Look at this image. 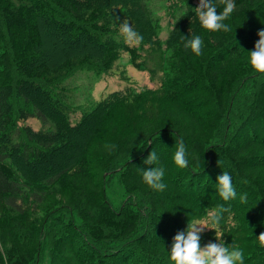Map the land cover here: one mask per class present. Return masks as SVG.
<instances>
[{
	"label": "trees",
	"instance_id": "trees-1",
	"mask_svg": "<svg viewBox=\"0 0 264 264\" xmlns=\"http://www.w3.org/2000/svg\"><path fill=\"white\" fill-rule=\"evenodd\" d=\"M213 2L220 14L224 6ZM181 3L184 11L169 38L167 78L160 87L114 91L72 123L56 82L84 63H103L110 70L121 51L135 67L149 68V53L162 51L151 8L146 0H0V114L10 125L13 113L37 114L53 125L22 127L19 145L12 144L10 132H0V239L13 240L5 262L0 251V264H43L46 256L51 264H132L142 247L149 256L167 257L188 220L220 206L229 211L216 233H201V247L218 232L248 238L264 228V73L246 62L243 76L236 77L244 66L238 62L249 52L243 41L259 40L264 0H235L224 21L227 32L201 27L195 15L199 0ZM123 21L143 37L139 46L130 47L120 36ZM194 35L203 40L200 56L183 46L181 37ZM161 64L157 61V68ZM255 115L261 121L247 129ZM158 118L171 124L152 126ZM183 123L197 139L191 147L183 141L188 166L180 168L173 156L185 138ZM151 151L159 158L153 166L164 168L163 191L142 180ZM225 171L237 193L227 202L215 185ZM113 175L126 194L119 208L106 195ZM45 201L52 206L44 207ZM241 211L249 212L246 219L239 220ZM129 217L132 223L125 228ZM51 235L56 245L44 247ZM111 246L116 247L107 251Z\"/></svg>",
	"mask_w": 264,
	"mask_h": 264
},
{
	"label": "rangeland",
	"instance_id": "rangeland-1",
	"mask_svg": "<svg viewBox=\"0 0 264 264\" xmlns=\"http://www.w3.org/2000/svg\"><path fill=\"white\" fill-rule=\"evenodd\" d=\"M148 6L151 8L154 22L157 27V34L158 38L162 44V51L161 52H154L151 56L148 50L142 51L143 56L147 57V64L149 68H142L139 69L133 65L130 60V55L128 52L121 51L118 59L112 64V68L109 70L103 63L99 64H92V63H84L79 67H75L73 70L70 71L64 78H60L59 84L56 82V88L59 89L61 93V99L63 104L65 105V109L67 114L72 123L77 122L83 113L89 112L92 110L97 103H99L102 99L108 96L110 93L118 90H125L131 89L132 91H142L148 88H158L160 85L166 80L167 78V69L165 60L171 54V43L169 44V38H172V33L174 30V26L178 18L184 11V6L181 3V0H146ZM261 30H264V24L261 25ZM50 39L54 38L57 39L58 37L55 35L50 34ZM119 39L118 36H116ZM49 39V42H50ZM169 47H168V46ZM243 46L248 49V51L254 50L255 43H249V41H243ZM61 50L59 51V53ZM248 53V52H247ZM248 55L245 61H239V65L244 64L242 69L236 72V77H241L244 74L243 68L247 67L246 62H248ZM157 61H162L161 68H157ZM249 63V62H248ZM150 68H156V72L152 73ZM238 77V78H239ZM6 79V78H5ZM237 80V78H236ZM9 82V80H8ZM7 82V83H8ZM184 95V94H183ZM190 98V94L188 93L186 99ZM192 98H190L191 100ZM245 101V105H246ZM6 108H3V111ZM14 116V117H13ZM13 117L11 125L8 123V117L6 115L0 114V132L2 130L10 132V135L13 136L12 144L19 145L21 142L18 139L22 137L24 132L22 127L30 126L36 130L47 128L52 129L53 125L44 118L36 115H29L24 116L22 118L18 117L17 114L14 113L11 115ZM211 120H215V118H211ZM261 121V117L258 115L252 116L247 123V129L253 126L255 123H259ZM126 124H130L124 122ZM180 125V121L176 122ZM171 124L170 121L162 118L155 119L151 125L158 126V125H167ZM185 129L182 131L184 132L185 138L183 141L187 142L188 145L191 147V141L193 139H197V136L193 135L190 132L189 126L186 123L182 124ZM211 132L212 130H207ZM9 142H11L9 140ZM106 195L112 201L113 206L115 208H119V206L126 198V194L122 185L120 184V178L118 176L113 175L106 188ZM99 197L91 199V201L96 202ZM65 202L67 199L64 198ZM44 207L52 206V202L50 201L47 204V201L43 203ZM47 204V205H46ZM241 215H239V220L246 219L249 212L241 211ZM44 212L40 211L37 213L38 218H43ZM22 218H25L23 215ZM67 222V219L64 221L59 220L58 224H64ZM78 223L80 220L77 221ZM124 227L128 228L132 223L131 217L125 219L123 221ZM54 220L51 224L50 230L53 229ZM158 227V225H157ZM160 227V226H159ZM246 227V226H243ZM72 228H68L70 230ZM157 230V234L160 235L163 232ZM15 231L13 228L11 229ZM208 229H205L206 231ZM7 231V227L4 229V232ZM264 232V228L260 226L258 230V236ZM209 236L208 234H206ZM217 236H222L221 242H224L225 246L235 245L243 250L244 252V264H264V247H259L257 245L258 236H250L248 238L242 237L240 238L237 234L230 231L227 234H223V232H218ZM55 236L51 235L48 239L45 240L43 246L51 247L55 246L56 244L53 243ZM13 242L12 239L9 237L5 238V243L2 242L0 239V251L2 253L1 260L4 262L8 259V249ZM212 243H219V241L215 238V240L210 241ZM145 244V242H143ZM73 245L75 247L79 246V239L75 240ZM253 246V249H250V246ZM116 246L107 247V251L114 250ZM203 247V246H202ZM50 250V249H49ZM146 247H142L138 250V254L135 253L133 258L132 264H172L169 259V256H156L150 255L147 252ZM47 254V253H46ZM252 254V257L249 256ZM61 256V255H60ZM48 257V256H46ZM44 259L43 264H51V257ZM250 257V258H249ZM251 259V261H250ZM54 264H68L64 260H59L54 262Z\"/></svg>",
	"mask_w": 264,
	"mask_h": 264
},
{
	"label": "clouds",
	"instance_id": "clouds-1",
	"mask_svg": "<svg viewBox=\"0 0 264 264\" xmlns=\"http://www.w3.org/2000/svg\"><path fill=\"white\" fill-rule=\"evenodd\" d=\"M223 5V10L217 14V7L213 0H199L198 7L195 8V15L201 27L207 31H230L229 25L224 21L230 17L236 8L235 0H219ZM119 34L123 37L125 43L130 47L139 46L143 37L135 31L127 21L119 24ZM259 40L255 43L254 50L248 52V62L251 67L259 73H264V30L258 32ZM184 41V48L190 49L191 52L200 56L202 54L203 40L199 35L191 37H181ZM114 149L115 145H106ZM176 166L185 168L188 166L186 148L183 139L176 144V150L173 156ZM144 164L148 168H142V180L151 189L163 191L167 187L162 182L164 177V168L153 166L159 164V158L155 151H151ZM216 189L218 196L225 202L235 199L237 193L232 184V178L228 172H222L216 178ZM244 202L246 197L241 196ZM229 211L223 206L207 211L206 215L200 219L188 220L185 231L177 233L173 238V243L169 251V259L172 264H244V252L235 245L225 246L221 242L222 236H217L219 243L209 242L201 247V233L205 229L216 230L219 228L222 214ZM261 247H264V232L258 236Z\"/></svg>",
	"mask_w": 264,
	"mask_h": 264
}]
</instances>
